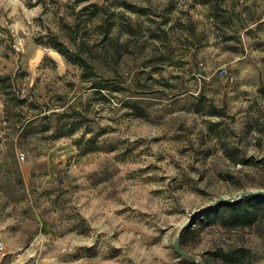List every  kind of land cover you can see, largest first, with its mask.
<instances>
[{
	"label": "rangeland",
	"instance_id": "rangeland-1",
	"mask_svg": "<svg viewBox=\"0 0 264 264\" xmlns=\"http://www.w3.org/2000/svg\"><path fill=\"white\" fill-rule=\"evenodd\" d=\"M258 188L264 0H0L5 264H197L180 228ZM180 244L264 264V216L194 223Z\"/></svg>",
	"mask_w": 264,
	"mask_h": 264
},
{
	"label": "trees",
	"instance_id": "trees-1",
	"mask_svg": "<svg viewBox=\"0 0 264 264\" xmlns=\"http://www.w3.org/2000/svg\"><path fill=\"white\" fill-rule=\"evenodd\" d=\"M126 6L131 5L127 4ZM50 43L63 55L68 54V51H66V49L64 48V43L59 41L57 38L52 39ZM74 55L75 59L79 60V62L84 63L87 66L86 72H89L90 68L87 60L81 55ZM215 110L219 111L217 109ZM262 213H264V195H249L235 201L222 203L214 210L207 212L197 218L194 223L202 224L207 221L214 220L217 217H221L224 218L225 221L235 223L237 225H252L260 218H262V216H264L262 215ZM192 225L187 226L183 229L181 233V241L184 240V237L186 235H188V233L192 229ZM214 255L231 264H258L254 263L250 248L245 246H231L228 248H220L214 252ZM184 260L187 262V259L185 257Z\"/></svg>",
	"mask_w": 264,
	"mask_h": 264
},
{
	"label": "water",
	"instance_id": "water-1",
	"mask_svg": "<svg viewBox=\"0 0 264 264\" xmlns=\"http://www.w3.org/2000/svg\"><path fill=\"white\" fill-rule=\"evenodd\" d=\"M249 195H264V188H258V189H247L244 190L236 195H231V196H222L214 200L213 202L207 204L205 207L199 209L194 215L187 221L186 224H184L179 232H178V237L174 242V248L177 253H179L181 256L185 257L186 259H190L195 261L197 264H205L204 260L199 258L197 255L194 253L185 251L180 244V235L185 227L190 225L193 221H195L197 218L202 216L203 214L210 212L214 210L216 207L221 205L222 203L229 202V201H235L238 199H241L243 197L249 196Z\"/></svg>",
	"mask_w": 264,
	"mask_h": 264
},
{
	"label": "crops",
	"instance_id": "crops-1",
	"mask_svg": "<svg viewBox=\"0 0 264 264\" xmlns=\"http://www.w3.org/2000/svg\"><path fill=\"white\" fill-rule=\"evenodd\" d=\"M5 253L0 254V264H5V258L3 257ZM2 258V259H1Z\"/></svg>",
	"mask_w": 264,
	"mask_h": 264
},
{
	"label": "built area",
	"instance_id": "built-area-1",
	"mask_svg": "<svg viewBox=\"0 0 264 264\" xmlns=\"http://www.w3.org/2000/svg\"><path fill=\"white\" fill-rule=\"evenodd\" d=\"M17 49H21L20 45L17 46ZM3 245L0 243V248H2Z\"/></svg>",
	"mask_w": 264,
	"mask_h": 264
}]
</instances>
